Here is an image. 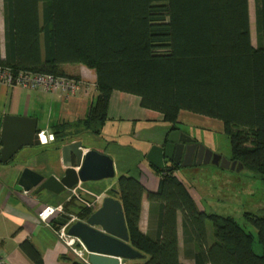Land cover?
I'll return each instance as SVG.
<instances>
[{"label": "trees", "instance_id": "obj_1", "mask_svg": "<svg viewBox=\"0 0 264 264\" xmlns=\"http://www.w3.org/2000/svg\"><path fill=\"white\" fill-rule=\"evenodd\" d=\"M0 1V67L77 80L74 67L94 70L97 96L76 127L102 126L113 91L136 95L141 107L160 113L171 128L181 111L220 121L230 138V159L264 176V0H253L256 46L249 0ZM68 125L53 126L55 140L68 137ZM177 169H155L160 179L157 190L147 192L146 233L139 228L143 185L133 176L117 178L129 244L143 254L131 264H264V215L244 214L257 233V254L253 235L234 218L198 208ZM91 213L83 208L77 215ZM179 215L190 263L180 259ZM20 249L43 264L30 241Z\"/></svg>", "mask_w": 264, "mask_h": 264}, {"label": "crops", "instance_id": "obj_2", "mask_svg": "<svg viewBox=\"0 0 264 264\" xmlns=\"http://www.w3.org/2000/svg\"><path fill=\"white\" fill-rule=\"evenodd\" d=\"M0 6L1 53L4 55L2 1ZM73 69V75L81 79L86 86L69 97L60 92L23 89L0 82V129L5 115L36 118L37 128L47 133L53 134V126L62 122L69 123L70 129L68 137L63 140L21 147L8 162L0 163V256L4 264H35L20 249V244L25 240L30 241L40 252L43 264H74L80 261L75 251L59 236L60 226L56 224L58 228L52 225L54 219L42 222L37 217L41 207L53 205L66 191L54 194L45 190L39 193L31 190L29 194H24L18 185L24 168L36 171L44 177L63 176L65 165L62 146L72 141L81 142L84 151L93 149L108 155L113 160L116 174L111 180L117 181L119 176L125 175L133 176L141 182L145 193L142 198L139 228L144 233L147 232L151 213V202L147 198V192L157 190L160 173L157 171L159 169L155 170L156 168L148 162L146 154L151 146H162L170 125L163 120L160 113L141 107L138 96L113 91L102 126L92 127L91 130L76 127L75 125L85 118L94 103L97 89L93 69L83 65ZM180 116L179 113V123L192 125L186 124L189 121L182 120ZM98 129L99 134H96L94 131ZM180 169L175 170V175L188 187L198 208L208 213L202 203L203 196L196 193L198 199L196 198L191 191V185L186 184L179 175ZM106 180L110 179L85 183L94 184ZM112 197L119 199L116 194ZM101 202L95 209L101 206ZM75 217L76 220H85L77 214ZM179 223L180 215L178 216L180 259L190 263L183 255L184 246Z\"/></svg>", "mask_w": 264, "mask_h": 264}, {"label": "water", "instance_id": "obj_3", "mask_svg": "<svg viewBox=\"0 0 264 264\" xmlns=\"http://www.w3.org/2000/svg\"><path fill=\"white\" fill-rule=\"evenodd\" d=\"M37 119L20 115H5L0 129V163L8 162L24 146L40 145ZM191 137L172 131L163 146L153 145L146 154L148 162L156 169L165 168V160H174L182 167L213 164L222 169L240 171L243 166L236 160L213 154L203 144L198 145L196 159L193 161L195 143ZM65 170L63 176L43 175L24 168L18 185L24 191L43 190L60 194L88 181L112 179L116 176L113 160L106 154L90 149L84 151L81 142L72 141L62 146ZM180 160L181 163H180ZM111 192L117 194L116 189ZM71 216L61 214L53 220L58 226L68 225L67 235L79 240L87 251L88 264H120L121 261L141 259L143 254L129 244V235L121 201L105 196L101 206L85 220L69 223Z\"/></svg>", "mask_w": 264, "mask_h": 264}, {"label": "rangeland", "instance_id": "obj_4", "mask_svg": "<svg viewBox=\"0 0 264 264\" xmlns=\"http://www.w3.org/2000/svg\"><path fill=\"white\" fill-rule=\"evenodd\" d=\"M249 13L252 43L256 46L257 35L254 26L253 0H249ZM85 86L83 82L82 87ZM180 115V118L184 121L197 122L186 124L200 125V127L194 128L193 131L200 139L201 144L209 148L213 154L227 159L231 158L230 138L223 131V125L220 121L187 111H181ZM183 128L189 129L186 126ZM238 130V128L234 129V131ZM242 131L248 133L245 130ZM179 175L186 184L191 185V191L197 199L198 195L203 196L202 203L208 212L221 216H231L246 231L250 232L253 235L252 248L257 254H261L262 250L257 241L256 230L245 220L244 214L264 215V176L243 168L236 171L222 169L213 164L181 167ZM82 187L88 192V194L82 192L83 197L94 202V208H96L105 196H114L111 189H116V181L110 179L101 183H83ZM70 195L73 196V194L66 191L65 195L53 205H62L64 212L76 215L83 207L74 198L69 203L67 198ZM207 224L210 231L211 224L210 222ZM179 229L181 230V223H179Z\"/></svg>", "mask_w": 264, "mask_h": 264}, {"label": "built area", "instance_id": "obj_5", "mask_svg": "<svg viewBox=\"0 0 264 264\" xmlns=\"http://www.w3.org/2000/svg\"><path fill=\"white\" fill-rule=\"evenodd\" d=\"M0 82L9 86H16L23 89H41L46 92H60L65 97L73 96L77 94L82 88V80H77L68 77L53 76L50 74H39L27 71L14 72L9 68L0 67ZM40 144H46L49 141H54V135L52 133H47L45 130H40L38 133ZM83 183H79L74 188L67 190L73 196H68L67 201L76 200L80 202L83 208H89L94 211V202L89 199L84 198L82 192L88 194L82 187ZM30 191H24V194H29ZM61 214H67L71 216L69 223L76 221V217L73 214L66 213L63 211L62 205H44L37 213V217L42 222H49L57 218ZM68 225L60 226L59 236L65 241L67 246L74 250L80 261L87 263V251L85 247L80 243L79 247L75 245L79 242L78 239L67 235ZM0 264H4L2 257L0 256ZM120 264H131L130 261H121Z\"/></svg>", "mask_w": 264, "mask_h": 264}, {"label": "flooded vegetation", "instance_id": "obj_6", "mask_svg": "<svg viewBox=\"0 0 264 264\" xmlns=\"http://www.w3.org/2000/svg\"><path fill=\"white\" fill-rule=\"evenodd\" d=\"M188 127L189 129H184L183 127ZM198 127H200L199 125H197V124H192V125H185V124H182V123H179L178 122V124L177 125H175L173 128H171V127H169V131H168V133H167V135H166V137H165V139H164V141H163V144H162V146L164 147L165 145H166V143H167V137H168V135H169V133H171L172 131H175V130H178L179 132H182V133H184V134H186L187 136H189V137H191V139H192V142L191 143H195L196 144V147H195V150H194V157H193V161H195V157H196V153H197V149H198V145L199 144H201V142H200V139L198 138V136L194 133V131H193V129L194 128H198ZM201 127H203V126H201ZM206 149H209V148H207V147H205ZM230 161H233L232 159H229ZM181 161L182 160H180V163H181ZM165 166L166 167H169V166H175V167H178V168H181L182 166L180 165V164H177V163H175L174 162V160H165ZM193 166H195V165H193ZM93 212V211H92Z\"/></svg>", "mask_w": 264, "mask_h": 264}]
</instances>
